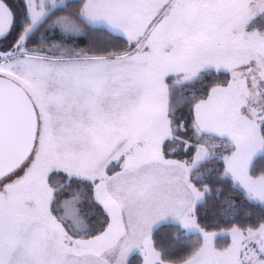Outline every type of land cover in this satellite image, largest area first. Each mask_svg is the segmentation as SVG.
Masks as SVG:
<instances>
[{"label":"snow or ice","instance_id":"6c2138e0","mask_svg":"<svg viewBox=\"0 0 264 264\" xmlns=\"http://www.w3.org/2000/svg\"><path fill=\"white\" fill-rule=\"evenodd\" d=\"M0 264H264V0H0Z\"/></svg>","mask_w":264,"mask_h":264},{"label":"trees","instance_id":"16d2710c","mask_svg":"<svg viewBox=\"0 0 264 264\" xmlns=\"http://www.w3.org/2000/svg\"><path fill=\"white\" fill-rule=\"evenodd\" d=\"M80 46H83L82 44Z\"/></svg>","mask_w":264,"mask_h":264}]
</instances>
